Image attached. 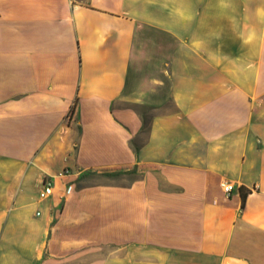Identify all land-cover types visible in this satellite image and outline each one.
Segmentation results:
<instances>
[{
	"label": "crops",
	"instance_id": "obj_1",
	"mask_svg": "<svg viewBox=\"0 0 264 264\" xmlns=\"http://www.w3.org/2000/svg\"><path fill=\"white\" fill-rule=\"evenodd\" d=\"M0 264H264V0H0Z\"/></svg>",
	"mask_w": 264,
	"mask_h": 264
},
{
	"label": "built area",
	"instance_id": "obj_2",
	"mask_svg": "<svg viewBox=\"0 0 264 264\" xmlns=\"http://www.w3.org/2000/svg\"><path fill=\"white\" fill-rule=\"evenodd\" d=\"M68 171H63L62 174H60L59 176H63V175H67ZM220 187L223 191V193L225 194V196H228L231 194V192L233 191V186L230 183H227L225 181L220 183ZM53 189H54V184H53V179L46 177L43 179V181L41 182V186H40V190L38 192V199L39 200H45L48 199L49 197H51L52 193H53ZM72 190V186L68 185L65 188V195L70 194Z\"/></svg>",
	"mask_w": 264,
	"mask_h": 264
},
{
	"label": "rangeland",
	"instance_id": "obj_3",
	"mask_svg": "<svg viewBox=\"0 0 264 264\" xmlns=\"http://www.w3.org/2000/svg\"><path fill=\"white\" fill-rule=\"evenodd\" d=\"M150 114L151 113H149L148 110H142V116L144 118L145 125L147 122V117L150 116ZM137 177L138 176L134 171H118L110 174L98 175L96 179L99 181H107L113 184L128 185Z\"/></svg>",
	"mask_w": 264,
	"mask_h": 264
},
{
	"label": "trees",
	"instance_id": "obj_4",
	"mask_svg": "<svg viewBox=\"0 0 264 264\" xmlns=\"http://www.w3.org/2000/svg\"><path fill=\"white\" fill-rule=\"evenodd\" d=\"M242 192V191H241ZM243 196V198H244V195H242Z\"/></svg>",
	"mask_w": 264,
	"mask_h": 264
}]
</instances>
